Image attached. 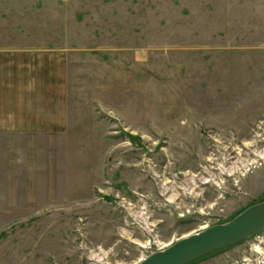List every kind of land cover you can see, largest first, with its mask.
Here are the masks:
<instances>
[{"label": "rangeland", "instance_id": "1", "mask_svg": "<svg viewBox=\"0 0 264 264\" xmlns=\"http://www.w3.org/2000/svg\"><path fill=\"white\" fill-rule=\"evenodd\" d=\"M15 48L65 54L68 126L0 135V264H139L264 201V0H0Z\"/></svg>", "mask_w": 264, "mask_h": 264}, {"label": "crops", "instance_id": "2", "mask_svg": "<svg viewBox=\"0 0 264 264\" xmlns=\"http://www.w3.org/2000/svg\"><path fill=\"white\" fill-rule=\"evenodd\" d=\"M67 126L65 54L0 49V135H52Z\"/></svg>", "mask_w": 264, "mask_h": 264}, {"label": "water", "instance_id": "3", "mask_svg": "<svg viewBox=\"0 0 264 264\" xmlns=\"http://www.w3.org/2000/svg\"><path fill=\"white\" fill-rule=\"evenodd\" d=\"M264 230V201L254 204L232 220L178 239L139 264H187L208 253L239 243Z\"/></svg>", "mask_w": 264, "mask_h": 264}, {"label": "bare ground", "instance_id": "4", "mask_svg": "<svg viewBox=\"0 0 264 264\" xmlns=\"http://www.w3.org/2000/svg\"><path fill=\"white\" fill-rule=\"evenodd\" d=\"M258 140H259V139H258ZM257 142H258V141H257ZM251 147H252V145L249 144V145H248V150H249V151H250V148H251ZM228 151H229V150H228L227 148H225V153H226V155L224 154V155H225V157H224V160H225V161H227V160H228V157H229ZM238 154H239V155H240V154H243V152L241 151V152L238 153ZM262 157H263V156H262ZM228 161H229V160H228ZM221 169H222V171H226L225 169L222 168V166H221ZM237 174H238V172L229 171V175H230V176H237ZM187 236H188V235H187ZM184 237H186V236H184Z\"/></svg>", "mask_w": 264, "mask_h": 264}]
</instances>
